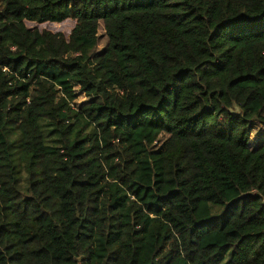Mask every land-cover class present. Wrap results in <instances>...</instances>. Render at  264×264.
I'll return each instance as SVG.
<instances>
[{
    "label": "trees",
    "instance_id": "16d2710c",
    "mask_svg": "<svg viewBox=\"0 0 264 264\" xmlns=\"http://www.w3.org/2000/svg\"><path fill=\"white\" fill-rule=\"evenodd\" d=\"M253 122L264 0H0V264H264Z\"/></svg>",
    "mask_w": 264,
    "mask_h": 264
},
{
    "label": "rangeland",
    "instance_id": "374dc122",
    "mask_svg": "<svg viewBox=\"0 0 264 264\" xmlns=\"http://www.w3.org/2000/svg\"><path fill=\"white\" fill-rule=\"evenodd\" d=\"M106 45H107V37L105 35V31L103 27H101L99 30V42L96 52L101 53L105 49ZM76 91H77L78 99L75 102H72L71 104L75 109H77L83 103L89 101V99L86 98L83 93L79 92V89H76ZM263 142H264V127L256 122H253V131L250 137V144H249L250 149L253 151L258 150Z\"/></svg>",
    "mask_w": 264,
    "mask_h": 264
},
{
    "label": "built area",
    "instance_id": "2783aa9c",
    "mask_svg": "<svg viewBox=\"0 0 264 264\" xmlns=\"http://www.w3.org/2000/svg\"><path fill=\"white\" fill-rule=\"evenodd\" d=\"M6 71V70H5Z\"/></svg>",
    "mask_w": 264,
    "mask_h": 264
}]
</instances>
